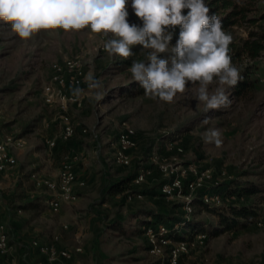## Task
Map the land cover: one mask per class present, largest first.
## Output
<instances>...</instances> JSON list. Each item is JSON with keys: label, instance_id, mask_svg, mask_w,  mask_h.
<instances>
[{"label": "rangeland", "instance_id": "1", "mask_svg": "<svg viewBox=\"0 0 264 264\" xmlns=\"http://www.w3.org/2000/svg\"><path fill=\"white\" fill-rule=\"evenodd\" d=\"M257 6L258 9L250 13L251 17L258 18L257 24L250 26L245 22L237 27L241 35L246 36L248 29L264 23V0H258ZM128 12L129 23L142 26L130 0ZM110 35L95 34L88 28L72 32L55 29L41 30L25 40L9 23L0 21V128L27 141L15 169L23 172L15 179L17 185L13 194L16 197L14 202L8 200L10 207H21L20 213L4 209L8 191L2 184L9 178L0 175V215L8 224L13 253L19 264H46L43 255L32 246L31 239L45 236L49 240L55 233L59 234V246L82 247V251L73 256V264H147L155 261L157 257L149 252L148 237L141 224L151 219L150 211L184 217L185 199L179 194L167 196L162 193V185L172 177L155 167L153 151L166 158L175 171L185 169V181L207 171L210 178L202 187V193L205 190L221 193L218 204L221 206L253 203V197L227 193L230 189H242L249 182L264 184V54L251 62L244 59L234 64L240 71L247 65L253 66L251 96L238 97L231 88L228 90L232 100L230 107L205 111L204 104L196 99L198 83L189 82L185 92L177 93L171 103L141 92L140 84L133 81L128 71L131 66L121 65L125 59L110 56L103 49ZM136 46L139 45L132 48ZM66 59H77L86 77L100 80L103 87L79 88L82 89L79 95L82 105L70 106L77 124L76 132L68 140H62L59 137L58 103L49 105L45 102L43 87L51 80L53 64L63 63ZM216 87L213 83L209 90L214 91ZM66 89L74 92L71 85ZM205 118L210 121L206 125L202 123ZM124 122L136 129L138 139L137 148L131 151L129 165L114 160L111 146ZM80 125L87 127L88 132L82 133ZM209 128L220 130L221 146L205 142L203 134ZM49 137L57 139L54 147L57 149H53L57 161L48 169H58L61 155L62 158L76 155L75 162L80 161L79 169L84 168L87 172L83 178L85 185L75 190L73 199L61 203L58 211L50 208L47 190L36 189L31 178L32 172L44 173L41 167L46 163L43 157L49 151L46 143ZM174 141L183 148L182 151L170 144ZM136 170L144 174L141 182L133 179L125 192L110 191L113 183ZM31 188L37 190L36 196L29 195L27 189ZM128 193L132 194L130 198ZM199 194L201 192L197 190L195 195ZM29 201L34 205L25 208L23 205ZM259 207V218L264 217V201ZM188 216L198 226L197 230L206 231L207 237L183 254L180 264L220 259L236 264H264V224L255 221L244 228L214 234L212 231L219 227V216L201 202ZM116 220L123 222L125 232L112 226ZM12 224L24 233H20L25 239L22 245L10 227ZM179 229L181 234L191 233L187 228Z\"/></svg>", "mask_w": 264, "mask_h": 264}, {"label": "clouds", "instance_id": "2", "mask_svg": "<svg viewBox=\"0 0 264 264\" xmlns=\"http://www.w3.org/2000/svg\"><path fill=\"white\" fill-rule=\"evenodd\" d=\"M130 6L142 26L129 23V0H0V21L9 23L25 40L41 30L55 29L72 32L88 28L95 34H111L103 49L124 59L133 55L132 46L141 45L152 51L146 60H134L128 71L146 95L171 103L189 82L198 83L196 99L205 111L230 107L228 90L244 77L229 55L233 37L215 14L210 15L206 0H130ZM176 26H180L179 37L175 46H170V29ZM165 52L172 55L158 58ZM87 80L90 89L103 87L93 76ZM213 83L217 87L210 91ZM81 92L74 89L76 96ZM209 122L208 118L202 121L205 125ZM203 139L217 147L222 144L219 129L209 128Z\"/></svg>", "mask_w": 264, "mask_h": 264}, {"label": "built area", "instance_id": "3", "mask_svg": "<svg viewBox=\"0 0 264 264\" xmlns=\"http://www.w3.org/2000/svg\"><path fill=\"white\" fill-rule=\"evenodd\" d=\"M89 81L82 70L81 63L77 59H66L63 63L53 64V74L51 80L43 87L44 100L47 104L53 105L58 103L59 119H60V134L62 140L71 138L77 128L74 123L70 106L80 107L82 98L76 96L74 92H68L67 87L71 85L73 89L88 87ZM82 133H87L88 128L79 126ZM49 151L46 155H51L52 150L57 145V139L49 137L46 139ZM174 145L178 151L183 148L178 145L177 141L170 143ZM27 141L22 136H16L11 132L0 128V173L10 170L18 164V156L26 148ZM113 148V158L117 163L122 165L131 164V151L138 146L136 129L124 122L119 131L116 140L111 141ZM75 159L65 156L56 172L40 173L32 172L31 178L36 187H43L48 192L47 202L53 211H58L63 202H69L75 197V186L77 183L84 185L85 181H78L77 172L75 170ZM152 159L156 162L160 171L164 175L172 177L170 181L162 185V193L167 196L179 194L185 199L183 205L185 209V218L190 219L193 212L194 202L196 198L201 197L202 200L211 207L218 205L222 199L221 193L206 191L201 192L198 196L195 195L197 190L202 191L203 186L210 175L207 171L201 173L197 177L189 181L184 180L186 170L175 171L167 159L160 157L156 151L152 153ZM144 174L140 171L134 178L135 182H141ZM227 194H230L229 192ZM129 194V198L131 197ZM239 194H230V196H238ZM259 224H264V217L258 218ZM184 221L177 222L171 228L166 223H157L153 225H143L144 233L148 237L149 252L155 255L159 264H179L183 254L188 253L191 248L203 243L207 234L205 232L183 234V238L175 240L170 235L171 233L180 232L179 228H183ZM32 246L45 257L49 264H72L73 256L82 251V247L77 245L71 247L59 246V234H54L51 240L41 242L35 238L31 242ZM0 256L5 258L0 264H19L13 254V245L10 240L7 224L0 219ZM201 264H236L234 261L220 259L217 261L206 260Z\"/></svg>", "mask_w": 264, "mask_h": 264}, {"label": "trees", "instance_id": "4", "mask_svg": "<svg viewBox=\"0 0 264 264\" xmlns=\"http://www.w3.org/2000/svg\"><path fill=\"white\" fill-rule=\"evenodd\" d=\"M206 4L210 8V15L215 14L221 21L222 28L230 33L233 37L232 43L229 45V55L232 57L233 65L239 62H242L244 59L249 60V62L260 58L264 54V23H258L256 27H247V35L243 36L238 32L237 27L242 26L243 24L248 23L250 26H254L258 22V18L251 17L250 13L258 9V0H206ZM187 9L184 10L186 14ZM264 17V15H263ZM173 32V39L170 42V46H175L178 37L180 26H176L174 29H170ZM143 50L141 45L133 47V55L128 59L122 61V67L131 66L134 60L139 58L146 60L149 50ZM172 54L170 52L158 54V58H169ZM252 65H247L241 71L244 79L238 83L237 86L233 87V91L237 94L238 97H249L252 94V88L254 86V81L252 79ZM135 89V88H133ZM141 92L144 91L142 87L139 88ZM158 170V166H155ZM138 171L135 173L128 174L126 177L122 178L120 181L113 183L110 186V191L113 193L125 192L130 188L132 180L137 175ZM242 189H230L228 192L230 194H239L246 196L247 198L253 197V203H246L243 205H232L229 207L226 206H214L211 207L206 204L201 197L195 200L194 206L199 202L202 205L211 210H215L219 216V227L214 229L212 233L216 234L220 231L235 230L238 228H244L254 223L260 216V207L259 203L264 201V184L249 182ZM202 192V191H200ZM130 194V193H128ZM15 195L12 194L10 201L14 202ZM34 205L33 201H29L25 205V208H29ZM21 208V207H20ZM151 217L150 220L146 219L141 224L143 225H153L157 223H166L171 228L176 222L184 221L183 228H187L191 233L195 232H205L203 229L197 230L198 226H195L192 217L186 219L185 217H174L168 215H162L154 211H150L148 214ZM114 228H120L123 232L125 229L123 227V222L116 220L112 225ZM200 228V227H199ZM173 239L178 240L183 238V234L180 232L171 233L170 235ZM104 264V263H102ZM147 264H159V260ZM180 264V262H179Z\"/></svg>", "mask_w": 264, "mask_h": 264}, {"label": "crops", "instance_id": "5", "mask_svg": "<svg viewBox=\"0 0 264 264\" xmlns=\"http://www.w3.org/2000/svg\"><path fill=\"white\" fill-rule=\"evenodd\" d=\"M30 146H33L32 144H30ZM55 149H57V148H55ZM54 149V150H55ZM52 151V153H51V155H46V157H43V159L44 160H46L45 162L46 163H42V165H44L45 164V166L44 167H41V170H42V172L44 171V173H50V172H56L58 169L57 168H52V169H48L49 167H51V165H52V162H56L57 161V159H56V157H55V155H56V153H55V151ZM42 157V156H41ZM63 157V155H61V157L59 158V162L60 161H62V158ZM83 161L86 163V158H84L83 159ZM78 162H80V161H78ZM78 162H75V170H76V172H77V177H78V181H80V180H84L83 178L86 176V174H87V172H85L86 171V169L84 170V168H82V169H79V166L77 165L78 164ZM18 165V164H17ZM17 165H16V167H14V168H12V169H10V170H7V171H4V172H2V173H0V175H5V176H7L8 178H9V180H7V182H4L3 184H2V188L3 189H5V190H7L8 191V193H7V198H6V200H5V205L3 206L4 207V209L5 210H8L9 212L10 211H13V212H21L22 211V209H16V208H13V207H10V205L8 204V200L10 199V197H11V195L13 194V192H14V187L17 185V182L15 181V179L17 178V177H19V176H21L22 174H23V172H20L19 170H15L16 168H17ZM59 168V167H58ZM14 174H16V176L14 175ZM12 180L13 181H15L14 183H12ZM85 181V180H84ZM104 184V183H103ZM35 185V184H34ZM85 185V184H84ZM80 186H83V185H81V184H79V183H77L76 184V186H75V190L77 191V190H79V188H80ZM10 188H12V189H10ZM35 188L36 189H39V188H41V187H36L35 186ZM36 189H27V191H28V193H29V195L31 196V197H33V196H36V194H37V190ZM6 191V192H7ZM47 196H48V192H47ZM51 208V207H50ZM149 218H151V217H149ZM0 219L2 220V221H4L6 224H7V222L5 221V220H3L2 219V217H1V215H0ZM15 220H13V222H14ZM17 223H18V221H16ZM7 226H8V224H7ZM65 226H67V225H65ZM10 227H11V229H13L14 230V234H15V236L17 237L16 239L19 241H17L18 243H19V245H22L24 242H25V239H24V237H22V235L24 234L23 232L21 233V231H20V229H19V227L18 226H13V224L12 225H10ZM22 235H21V234ZM56 234V233H55ZM54 235V234H53ZM53 235H52V237H53ZM22 237V238H21ZM51 237V238H52ZM35 238H38L41 242H47V241H49V240H51V238L48 240V238L47 237H45V236H42V237H38V236H36ZM35 238H33V239H35ZM33 239H31V242H32V240ZM12 245H13V252H14V244L12 243ZM79 253V252H78ZM14 254V253H13ZM15 256V255H14ZM44 257V256H43ZM44 259H45V257H44ZM5 261V258L4 257H1L0 256V262H4ZM45 263L46 264H49L47 261H46V259H45ZM72 264H73V261H72Z\"/></svg>", "mask_w": 264, "mask_h": 264}]
</instances>
